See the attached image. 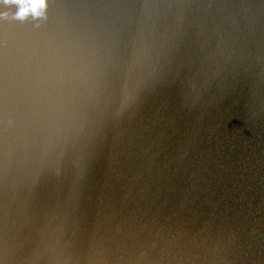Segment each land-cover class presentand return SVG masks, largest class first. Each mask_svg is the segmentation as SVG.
<instances>
[{
	"label": "water",
	"instance_id": "1",
	"mask_svg": "<svg viewBox=\"0 0 264 264\" xmlns=\"http://www.w3.org/2000/svg\"><path fill=\"white\" fill-rule=\"evenodd\" d=\"M36 3H0V264H264V0Z\"/></svg>",
	"mask_w": 264,
	"mask_h": 264
},
{
	"label": "clouds",
	"instance_id": "2",
	"mask_svg": "<svg viewBox=\"0 0 264 264\" xmlns=\"http://www.w3.org/2000/svg\"><path fill=\"white\" fill-rule=\"evenodd\" d=\"M0 3L5 4H12V3H20V0H0ZM33 8L39 9V11L33 13L36 16H42L44 13V10L46 9V0H38V3L33 5ZM30 14L27 7L24 8L23 11L19 13L18 19H25L26 16Z\"/></svg>",
	"mask_w": 264,
	"mask_h": 264
}]
</instances>
